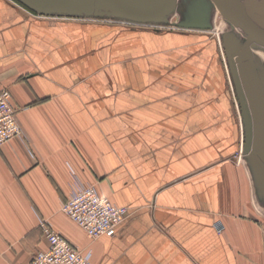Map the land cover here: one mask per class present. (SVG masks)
<instances>
[{
	"label": "crops",
	"instance_id": "crops-1",
	"mask_svg": "<svg viewBox=\"0 0 264 264\" xmlns=\"http://www.w3.org/2000/svg\"><path fill=\"white\" fill-rule=\"evenodd\" d=\"M227 72L208 32L38 18L0 0V92L23 130L0 146V264L47 248L41 221L93 264H264ZM77 185L129 209L115 235L93 239L62 211Z\"/></svg>",
	"mask_w": 264,
	"mask_h": 264
},
{
	"label": "water",
	"instance_id": "water-1",
	"mask_svg": "<svg viewBox=\"0 0 264 264\" xmlns=\"http://www.w3.org/2000/svg\"><path fill=\"white\" fill-rule=\"evenodd\" d=\"M35 13L65 18L105 19L133 25L172 26L210 31L211 14L220 12L230 30L220 36L239 106L242 155L250 164L264 201V0H16ZM175 16L178 20L172 22ZM245 35L243 41L236 31ZM236 33V34H235ZM240 33V32H238Z\"/></svg>",
	"mask_w": 264,
	"mask_h": 264
},
{
	"label": "built area",
	"instance_id": "built-area-1",
	"mask_svg": "<svg viewBox=\"0 0 264 264\" xmlns=\"http://www.w3.org/2000/svg\"><path fill=\"white\" fill-rule=\"evenodd\" d=\"M17 113L11 91L3 89L0 92V146L23 135ZM62 211L93 239L115 235L118 226L129 216L127 207L116 205L94 185H77ZM40 227L48 246L37 252L28 264H93L88 253L58 233L49 222L41 221Z\"/></svg>",
	"mask_w": 264,
	"mask_h": 264
},
{
	"label": "rangeland",
	"instance_id": "rangeland-1",
	"mask_svg": "<svg viewBox=\"0 0 264 264\" xmlns=\"http://www.w3.org/2000/svg\"><path fill=\"white\" fill-rule=\"evenodd\" d=\"M16 2V4L18 5H21L23 6L21 3H19L18 1L14 0ZM27 9V8H26ZM28 10V9H27ZM29 11V10H28ZM261 10L259 8H254L252 9V12L253 13H260V15H264L263 13L260 12ZM32 15H39L37 13H33L31 11H29ZM177 16H175V19H176ZM211 22H212V25H213V29H211L210 31H208V33H210V35L215 38L216 40L219 41L220 39V36L222 33H225L227 31L230 30V27H229V24L227 23V21L222 17V15L220 14V12L214 10L211 14ZM240 32V33H238ZM237 35L241 38L240 40L243 41L245 35L242 31H236ZM235 33V34H236ZM225 54V53H224ZM258 55L260 56L259 58L263 60L264 58V53L263 52H258ZM264 62V60L262 61ZM228 73V72H227ZM229 76V78H228ZM228 83L229 84H232V87H233V83H232V80H231V77H230V74L228 73ZM234 89V87H233Z\"/></svg>",
	"mask_w": 264,
	"mask_h": 264
},
{
	"label": "flooded vegetation",
	"instance_id": "flooded-vegetation-1",
	"mask_svg": "<svg viewBox=\"0 0 264 264\" xmlns=\"http://www.w3.org/2000/svg\"><path fill=\"white\" fill-rule=\"evenodd\" d=\"M24 6V5H23ZM25 8H27L26 6H24ZM29 11L35 13L34 11H32L31 9L27 8ZM34 17H38V18H50V19H65V20H78V21H84V22H98V23H119V24H123V25H129V26H138V27H142V28H148V29H152L155 32H166V31H172V30H185V31H202V30H186V29H180V28H176V27H172V26H149V25H133V24H129V23H123V22H117V21H110V20H105V19H89V18H65V17H57V16H44V15H33ZM178 20V17L173 18L172 22H175ZM204 32H208V31H204ZM220 41V39H219ZM221 43V41H220ZM222 46V45H221ZM223 49V47H222ZM234 90V89H233ZM235 93V90H234ZM236 95V94H235ZM240 111V110H239Z\"/></svg>",
	"mask_w": 264,
	"mask_h": 264
}]
</instances>
